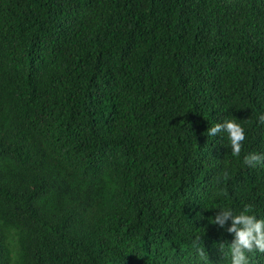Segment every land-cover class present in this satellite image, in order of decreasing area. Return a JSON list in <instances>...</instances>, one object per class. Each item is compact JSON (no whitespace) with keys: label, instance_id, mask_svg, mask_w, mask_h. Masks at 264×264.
<instances>
[{"label":"trees","instance_id":"16d2710c","mask_svg":"<svg viewBox=\"0 0 264 264\" xmlns=\"http://www.w3.org/2000/svg\"><path fill=\"white\" fill-rule=\"evenodd\" d=\"M260 114L264 0H0V264H230Z\"/></svg>","mask_w":264,"mask_h":264},{"label":"clouds","instance_id":"9594fccd","mask_svg":"<svg viewBox=\"0 0 264 264\" xmlns=\"http://www.w3.org/2000/svg\"><path fill=\"white\" fill-rule=\"evenodd\" d=\"M258 122L264 124V114L258 116ZM226 133L231 148V154L239 157L242 150V142L245 140L244 128L237 123L236 119H225L207 128V135L215 137L217 134ZM243 163L248 167L255 168L264 164V155L256 152H249L243 156ZM228 173H224V179L228 178ZM253 206L245 204L241 211L234 213L231 208H220V211L210 220V223L225 228L232 234L233 239L227 242V252L230 264H250L249 253L258 252L264 254V218H257L252 214ZM201 237L197 236L192 241L196 255L204 264H210L208 254L204 247H200ZM224 247V242L220 243Z\"/></svg>","mask_w":264,"mask_h":264}]
</instances>
